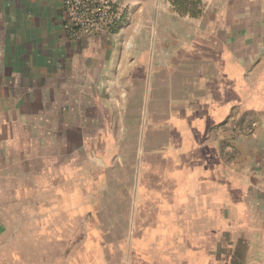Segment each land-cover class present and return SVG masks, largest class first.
Wrapping results in <instances>:
<instances>
[{"label": "crops", "instance_id": "obj_1", "mask_svg": "<svg viewBox=\"0 0 264 264\" xmlns=\"http://www.w3.org/2000/svg\"><path fill=\"white\" fill-rule=\"evenodd\" d=\"M130 2L72 39L61 0H0V236L55 207L98 264H212L233 219L264 251V0Z\"/></svg>", "mask_w": 264, "mask_h": 264}, {"label": "rangeland", "instance_id": "obj_2", "mask_svg": "<svg viewBox=\"0 0 264 264\" xmlns=\"http://www.w3.org/2000/svg\"><path fill=\"white\" fill-rule=\"evenodd\" d=\"M87 180L88 178H85V184ZM148 181L153 180L152 178H148ZM53 195L58 197L55 193ZM97 195L100 196L101 200L102 193L94 194L93 196L98 197ZM138 195L141 197L143 194L138 193ZM83 196L85 202L89 198L92 200L91 193H84ZM139 201L141 203L142 200L140 199ZM140 203L139 205H141ZM151 209L149 208L148 211ZM48 210L45 211L48 212ZM19 211L14 209L8 212L10 216L13 215V217L17 218L16 213ZM51 211V217L53 219L52 225H4V232L0 236V240L2 239L0 241V264H98L97 258L95 256L92 257V251H95V249L92 246L93 243L87 239L88 226L86 224L82 227L83 235L81 238H78V241L75 237L74 239H70L69 234L62 240L58 235L55 238L50 237L52 232L53 236L59 233L60 227L62 229L70 227V232L73 231V227L66 226V224L64 225L62 223V220L66 219V215L71 213L70 209L66 211L53 207ZM120 211L124 212L125 209ZM128 211L126 210V212ZM43 212L42 208H36L33 211L37 217H43ZM88 212V207H83V209L78 210V213H81L85 220L90 215ZM247 212L250 218L253 210L247 209ZM233 220L234 222L229 225L230 228L226 233V241L224 243L221 242V245L217 241H213V245H217L215 249L217 251L214 250L212 264H264V255H261V253L264 254V251L261 248H253V237L250 231L252 227L251 223L248 222L245 229H241L240 224L237 225L235 219ZM231 229L233 233H230ZM137 237H139V231L136 221L134 238ZM170 242L173 248L174 242ZM170 242L166 243L168 245L166 250L171 249ZM164 254L166 255L167 251ZM113 257L115 258V256ZM113 257H110V261H112Z\"/></svg>", "mask_w": 264, "mask_h": 264}, {"label": "built area", "instance_id": "obj_3", "mask_svg": "<svg viewBox=\"0 0 264 264\" xmlns=\"http://www.w3.org/2000/svg\"><path fill=\"white\" fill-rule=\"evenodd\" d=\"M63 30L72 39L109 33L131 16L130 0H61Z\"/></svg>", "mask_w": 264, "mask_h": 264}, {"label": "trees", "instance_id": "obj_4", "mask_svg": "<svg viewBox=\"0 0 264 264\" xmlns=\"http://www.w3.org/2000/svg\"><path fill=\"white\" fill-rule=\"evenodd\" d=\"M179 8H185V6H183L182 4L179 6ZM182 11V9H180Z\"/></svg>", "mask_w": 264, "mask_h": 264}]
</instances>
